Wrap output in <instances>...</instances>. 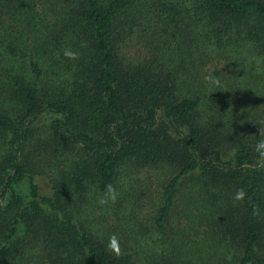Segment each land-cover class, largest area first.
Segmentation results:
<instances>
[{
	"label": "trees",
	"instance_id": "1",
	"mask_svg": "<svg viewBox=\"0 0 264 264\" xmlns=\"http://www.w3.org/2000/svg\"><path fill=\"white\" fill-rule=\"evenodd\" d=\"M262 129L264 0H0V264H264Z\"/></svg>",
	"mask_w": 264,
	"mask_h": 264
},
{
	"label": "clouds",
	"instance_id": "2",
	"mask_svg": "<svg viewBox=\"0 0 264 264\" xmlns=\"http://www.w3.org/2000/svg\"><path fill=\"white\" fill-rule=\"evenodd\" d=\"M64 55L69 58H76L78 54L72 53L70 50H65ZM261 134L264 135V129L261 130ZM255 152L258 154L257 160L254 164V167L264 168V139H260L257 141L255 145ZM246 193L243 189H238L235 193V200H243ZM114 198V197H113ZM109 251L113 254L119 256L121 254V249L119 245L118 238L113 235L109 238V242L107 245Z\"/></svg>",
	"mask_w": 264,
	"mask_h": 264
}]
</instances>
